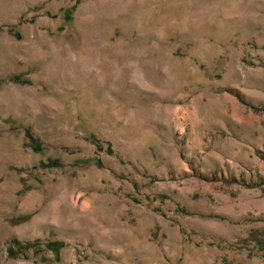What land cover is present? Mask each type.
<instances>
[{"label": "rangeland", "instance_id": "obj_1", "mask_svg": "<svg viewBox=\"0 0 264 264\" xmlns=\"http://www.w3.org/2000/svg\"><path fill=\"white\" fill-rule=\"evenodd\" d=\"M0 264H264V0H0Z\"/></svg>", "mask_w": 264, "mask_h": 264}, {"label": "trees", "instance_id": "obj_2", "mask_svg": "<svg viewBox=\"0 0 264 264\" xmlns=\"http://www.w3.org/2000/svg\"><path fill=\"white\" fill-rule=\"evenodd\" d=\"M24 247H25V248H32L33 246L31 245V243H25V244H24Z\"/></svg>", "mask_w": 264, "mask_h": 264}]
</instances>
